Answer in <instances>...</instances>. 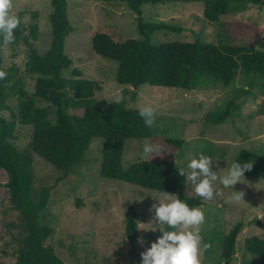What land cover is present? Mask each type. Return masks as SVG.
Here are the masks:
<instances>
[{
	"label": "rangeland",
	"instance_id": "374dc122",
	"mask_svg": "<svg viewBox=\"0 0 264 264\" xmlns=\"http://www.w3.org/2000/svg\"><path fill=\"white\" fill-rule=\"evenodd\" d=\"M50 1L12 0L11 12L20 17L25 30L18 43L3 42V66L18 69L17 77L21 78L23 88L29 94L35 90V76L25 72V64L30 45L40 53L49 47ZM67 2L73 31L66 38L65 52L72 63L62 72L63 77L97 81L100 88L95 90L90 102L106 99L121 102L127 108L150 106L154 109L152 136L126 140L121 157L124 168L145 159H162L188 173L187 162L203 154L213 159L212 171L223 176L242 149L250 151L252 160L264 156V114L258 112L264 104V78L248 77L240 68L228 85L206 81L198 88L186 91L179 87L144 84L135 90L132 86L118 84L115 78L117 62L96 54L91 47L93 34L103 27H119L122 40L140 38L138 22L141 18L149 22L164 21L179 28V31L164 29L155 32L150 37L153 44L192 42L195 39L227 44L231 40L232 23L242 21L258 30L250 31L249 41L247 34L238 43L261 49L264 44L263 6L243 4L238 10L233 9L222 16L218 23H212L203 18V5L197 2L148 3L141 6V16L124 0ZM33 23L38 25L36 39L30 34ZM74 69L81 75L75 76ZM231 100L238 108L227 121L220 124L206 122L208 113L223 109ZM7 103L9 109L2 111V115L11 120V112L17 113V98L10 97ZM83 111V108L70 109L76 115H82ZM14 125V143L23 150L31 139L32 128L18 120ZM166 139H181L183 142L179 146ZM145 144L154 149L151 154L144 152ZM102 150L103 139L92 138L83 160L73 165L69 174L56 184L40 218L53 229V236L46 243L54 247L65 264H140V253L150 244L138 243L136 255L129 254V245L123 235L126 209L129 206L137 209L140 228V223H148L153 218L152 205L164 199L166 193L102 179ZM33 157L37 186L61 177L54 166L35 154ZM7 180L6 172L0 169V264H16L14 252L17 244L13 234L17 231L14 225L18 223V213L9 202ZM214 187V197L210 200L201 197L203 203L198 206L205 214V222L201 225V264H243V259L253 257L245 253L244 240L250 236L264 238V181L244 176L232 190L218 181ZM184 192L197 196L190 181H187ZM240 193L242 200H235ZM238 222L243 223V228L238 235L235 254L228 262L221 256L223 237ZM159 235V231L138 229V238L146 242L155 241Z\"/></svg>",
	"mask_w": 264,
	"mask_h": 264
},
{
	"label": "trees",
	"instance_id": "16d2710c",
	"mask_svg": "<svg viewBox=\"0 0 264 264\" xmlns=\"http://www.w3.org/2000/svg\"><path fill=\"white\" fill-rule=\"evenodd\" d=\"M126 5L141 16L144 4L168 2H197L203 5V18L218 23L231 10H238L243 4L264 7V0H124ZM49 22L51 41L49 47L40 53L30 45L25 72L35 76V90L29 94L18 78L15 66H3V36L0 35V70L7 73L0 79V169L7 174L9 202L18 213L17 230L13 234L17 248L14 252L16 264H65L56 254L54 247L46 243L53 236V229L41 221V213L48 206L49 198L56 184L66 177L73 165L79 164L92 138L103 139L100 176L104 180L123 181L149 190L176 194L190 207L202 205L198 196L186 195L187 173L181 175L173 164L162 159H145L124 168L121 157L125 142L129 139H143L152 136V127H146L139 116L138 108H127L118 101L101 99L90 102L95 90L100 88L97 81L65 78L62 72L72 59L65 52L66 38L73 31L67 0H51ZM19 17V16H18ZM20 19V17H19ZM253 28V29H252ZM140 38L122 40L119 27H103L91 38L93 51L117 62L116 81L122 86L137 90L141 85L179 87L186 91L196 89L206 81L230 84L241 68L248 77L264 78V44L261 49L240 44L245 35L258 28L252 24L235 21L231 25V40L227 44H215L201 39L192 42L168 41L153 44L150 37L160 30L179 28L164 21L149 22L139 18ZM252 29V30H250ZM21 24L15 30L16 44L23 37ZM30 34L38 37V25L30 26ZM249 37V38H248ZM25 42L28 38L24 37ZM75 76L81 73L74 69ZM10 97L17 98V113L11 112L7 120L2 111L9 109ZM83 108L82 115L72 114L70 109ZM238 108L234 101L207 114L206 122L220 124L228 120ZM264 114V104L258 109ZM31 126L32 135L27 148L20 150L14 143V124ZM181 145L182 140L166 139ZM34 154L51 164L61 173L54 182L35 183ZM252 162L251 170L244 176L264 181V156L255 160L251 153L242 149L235 159ZM123 235L129 245V254L135 256L138 249L137 209H126ZM243 223H236L223 237L221 256L230 261L236 251L238 235ZM245 253L250 259L243 264H264V238L250 236L244 240Z\"/></svg>",
	"mask_w": 264,
	"mask_h": 264
},
{
	"label": "clouds",
	"instance_id": "9594fccd",
	"mask_svg": "<svg viewBox=\"0 0 264 264\" xmlns=\"http://www.w3.org/2000/svg\"><path fill=\"white\" fill-rule=\"evenodd\" d=\"M12 7V0H0V35L8 44L14 41V32L20 24L19 17L11 12ZM6 75V72L0 70V79H4ZM139 116L144 120L146 127L155 124L152 107H142ZM143 150L148 154L154 151L150 144H145ZM213 164V159L203 154L190 159L186 164V168L190 170L187 180L194 186L198 197L212 199L216 194L214 185L217 181L232 190L233 186L244 178L245 171L252 168V162H242L238 158L232 161L223 176H218L217 172L212 171ZM179 172L185 176L184 169ZM241 196L240 193L234 199L242 200ZM157 201L158 203L152 205L153 218L148 223H140L142 227L138 229L153 233L159 231L160 235L152 242L138 238L139 244H150L140 253V264H201V225L205 222L204 212L199 207H190L176 194L166 193L164 199Z\"/></svg>",
	"mask_w": 264,
	"mask_h": 264
}]
</instances>
